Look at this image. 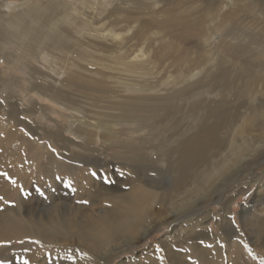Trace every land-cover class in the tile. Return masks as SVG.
I'll return each mask as SVG.
<instances>
[{"label": "rangeland", "instance_id": "1", "mask_svg": "<svg viewBox=\"0 0 264 264\" xmlns=\"http://www.w3.org/2000/svg\"><path fill=\"white\" fill-rule=\"evenodd\" d=\"M82 1L0 0L1 15H24L31 11L33 4L32 11L39 3L53 4L49 13L37 12L43 17L34 26L30 42L27 40L22 47L12 50L9 46L1 57L4 59L0 58V69L11 83L6 84L8 88L0 84V137L7 135L3 123L12 115L16 120L15 127H8L12 139L30 140L0 141V214L27 208L30 222L36 226L38 220L51 218L56 212L71 216L74 221L72 234L59 236L61 243H56L30 237L29 233L11 238L0 219V264H177V261L202 264L195 250L204 248L209 254L215 246L218 247L215 264H264V245L253 244L245 228L250 214L264 218V166L250 174L249 160L219 177V182L212 181L206 197L207 200L212 197L211 202L199 210L193 208L171 215L168 207L153 204L155 215L163 217L166 224L130 253H107L110 255L103 258L105 251L93 255L88 245L78 240V234L95 224L102 214L114 212L137 199L141 190L160 194L165 188L167 201H174V191L180 184L172 186L176 174L169 169V161L175 158L176 154L172 153L180 141H193L191 137L197 134L202 137L198 141L205 140L207 145L194 151L190 159L192 168L187 174L190 177L199 172L197 167L222 159L233 141L245 138L264 142L262 128L246 129L243 137L239 134L241 123L247 117L264 110V0H113L107 4V11L104 5H98L100 10L95 9L94 0ZM88 4H94V8L90 9ZM180 22H190L194 33L182 36L178 30L166 34L170 30L161 29ZM87 23L95 24L90 26L92 30L88 28L92 35L87 31ZM123 26L129 30L124 34L125 40L110 43L106 32ZM48 33L51 36L56 33L55 39L42 41ZM42 48L44 52L39 50ZM141 50L151 56L130 64L129 58ZM11 51L21 54L26 67L17 64L18 68L12 67L11 72L4 69L6 55ZM71 63L72 71L69 70ZM34 69L41 72L37 74ZM75 71L84 75L81 80L95 82L91 90H83L81 83L78 87L75 81L71 87L61 88L65 75ZM29 84L43 87L52 84L48 87L55 86L65 97L71 95V100L77 102L76 113L30 92L31 102H39L57 112L29 115L27 118L31 120L26 122L21 111L25 109L23 105H31L25 101V97L29 98L26 96ZM10 89L13 99L8 101ZM48 115L51 121L44 120ZM69 115L78 120L84 118L86 123L90 121L93 127L82 129L92 134L82 133L77 139L67 133ZM28 131L36 136L29 135ZM58 131L59 136L53 138ZM259 154L258 157H264V150ZM221 219L223 222L218 224ZM199 224H205L203 227L209 232L203 235L198 231L187 232Z\"/></svg>", "mask_w": 264, "mask_h": 264}, {"label": "bare ground", "instance_id": "2", "mask_svg": "<svg viewBox=\"0 0 264 264\" xmlns=\"http://www.w3.org/2000/svg\"><path fill=\"white\" fill-rule=\"evenodd\" d=\"M82 1V0H81ZM88 0H86L87 2ZM93 1V0H92ZM96 1V8L99 7L98 5L102 6L104 5V7L107 6V4H112L111 2L113 0H106V2H104V4L102 3H97L100 1H104V0H94ZM159 1V0H157ZM84 2V1H82ZM89 3L91 1H88ZM114 2V1H113ZM121 2V1H120ZM119 2V3H120ZM2 3V2H1ZM44 3V2H43ZM39 3L38 5V10L35 9V11H32L34 8V4H33V8L30 10H28V12L24 15H19V14H10V15H1L0 14V41H2V46L0 47V58L3 56V52L10 46L12 47L11 50L14 47H22L24 45V42L27 41L31 35H33V32L35 31V25L40 21V19L43 17L42 13L39 14L40 12H47L49 13L50 10H52V5L50 3ZM54 3V2H53ZM118 3V4H119ZM6 4V2H5ZM31 4V3H30ZM56 4V2H55ZM127 4V2L125 3ZM32 5V4H31ZM36 5V4H35ZM83 5V4H82ZM90 4H88V7H90V9L94 8V4L92 6H89ZM120 5V4H119ZM1 6V5H0ZM17 6V5H16ZM23 6V5H22ZM69 6V5H68ZM86 6V5H85ZM113 6V5H111ZM115 6V5H114ZM125 6L122 4V7ZM10 7V6H7ZM24 7V6H23ZM108 7V6H107ZM104 8V11H107L108 8ZM110 7V6H109ZM20 8V7H19ZM56 8V7H55ZM87 8V7H86ZM121 8V7H120ZM119 8V9H120ZM2 9V8H1ZM11 9V8H10ZM17 9V8H16ZM15 9V10H16ZM101 8L99 7V10ZM118 9V10H119ZM3 10V9H2ZM98 10V9H97ZM96 10V11H97ZM111 10V9H110ZM109 10V11H110ZM114 10V8H113ZM112 10V11H113ZM90 12V10H88ZM92 11V10H91ZM114 11H117L116 9ZM120 11V10H119ZM17 12V11H16ZM39 12V13H37ZM93 12V11H92ZM98 12V11H97ZM100 12V11H99ZM103 11H101L102 14ZM52 13V12H50ZM104 13V12H103ZM114 13V12H113ZM21 14V13H20ZM23 14V12H22ZM94 14H98V13H94ZM109 14L112 15V12L110 11ZM108 14V15H109ZM85 15V14H84ZM100 15V14H98ZM97 15V17H99ZM105 15V14H104ZM110 16V15H109ZM11 17V18H10ZM100 17H102L100 15ZM105 17V16H104ZM111 17V16H110ZM83 18V17H82ZM101 19V18H100ZM42 20V19H41ZM52 20V19H51ZM87 20V19H86ZM62 21V20H61ZM84 21V20H83ZM41 22V21H40ZM60 22V21H59ZM85 22V21H84ZM98 22V21H97ZM96 22V24H97ZM101 22H104L103 20ZM73 24V22H71ZM81 23V21H80ZM70 24V23H69ZM89 23H87V29L92 27V25H88ZM91 24V23H90ZM99 24V23H98ZM97 24V25H98ZM191 23H185V22H180L178 24H173L170 25V28L167 29H163L161 28L163 31L165 30H170V31H166V34H170L173 31L177 30L180 32V34L182 36H191L194 31L192 29V26L190 25ZM3 26H7L9 28H11L12 30H14V33H11L10 30H6L5 27ZM38 25V24H37ZM68 25V24H67ZM66 25V26H67ZM74 25V24H73ZM76 25V24H75ZM95 25V24H94ZM93 25V27H94ZM103 25V24H102ZM105 25V24H104ZM119 25V24H118ZM91 26V27H90ZM111 26V25H110ZM37 27V26H36ZM81 27V26H80ZM96 27V26H95ZM104 26H102L103 28ZM123 26V29L121 28L120 30H110L108 32H106V37H108L109 39L111 38L110 43L114 44L115 42H121L123 40H125V35L126 32H128L129 30L126 28L128 26ZM130 27V26H129ZM83 28V27H82ZM101 28V29H102ZM106 29V27H104ZM109 28V27H108ZM131 28V27H130ZM39 29V28H38ZM37 29V30H38ZM86 29V30H87ZM90 29H88V33L90 32ZM110 29V28H109ZM52 32H55L54 29H52ZM92 30V29H91ZM85 31V29H84ZM37 32V31H36ZM68 32V31H67ZM97 32V30H96ZM91 33V32H90ZM89 35H92V33ZM99 33V32H97ZM56 34V33H55ZM53 34V35H55ZM66 34V33H65ZM101 34V33H100ZM35 35V34H34ZM39 35V34H38ZM53 35L51 36L50 33L46 34L44 38H40L42 41H50L52 42L53 39H55L53 37ZM67 36V35H66ZM100 36V35H99ZM103 36V35H102ZM33 40V39H30ZM35 40H36V36H35ZM29 41V40H28ZM37 41V40H36ZM35 41V42H36ZM30 42V41H29ZM33 42V41H32ZM64 42V41H63ZM73 42V41H72ZM87 43V41H85ZM96 42V41H95ZM98 42H101L98 40ZM106 42V41H105ZM126 42V41H125ZM1 43V42H0ZM49 43V42H48ZM61 43V42H60ZM65 43V42H64ZM40 44V43H39ZM43 44V43H42ZM94 44V43H93ZM103 44H104V40H103ZM108 44V43H107ZM119 44V43H118ZM121 44V43H120ZM29 45V44H28ZM32 45H36L33 44ZM51 45V44H50ZM55 45V44H54ZM59 45V44H58ZM87 45V44H86ZM91 45V42L90 44ZM39 46V45H37ZM43 47H45V45H42ZM40 46V47H42ZM47 46V45H46ZM110 46V45H109ZM122 46V44H121ZM25 47V46H24ZM48 47V46H47ZM98 47V45H97ZM105 47H108V45ZM111 47L113 48L114 45H111ZM26 48V47H25ZM38 48V47H36ZM54 48V47H53ZM92 48V47H91ZM100 48V47H98ZM102 48V47H101ZM104 48V47H103ZM102 48V49H103ZM109 48V47H108ZM115 48V47H114ZM44 48L39 49L43 51ZM48 48H46V50H48ZM55 49V48H54ZM54 49L53 50L54 52ZM74 49V48H73ZM101 49V50H102ZM32 50V49H31ZM35 50V49H34ZM71 50V49H70ZM93 50V49H92ZM100 50V51H101ZM41 51V52H42ZM65 52L67 50H64ZM90 51V50H89ZM15 52V51H14ZM23 52H25L23 50ZM44 52V51H43ZM49 52V51H48ZM52 52V51H51ZM56 52V51H55ZM110 52V50L108 51ZM36 53V52H35ZM47 53V51H46ZM63 53V52H62ZM92 53V52H91ZM96 53V51H95ZM105 53V52H103ZM20 54V52H19ZM33 54V53H32ZM40 54V53H39ZM43 54V53H42ZM52 53H50L51 55ZM66 54V53H65ZM108 54V53H107ZM149 55V57L151 56V53H147ZM23 55V54H22ZM25 55V54H24ZM23 55V56H24ZM63 55V54H62ZM127 55V54H126ZM148 55H146V53H144V51H139L137 52V54L133 55L132 58H129L130 60L132 59V61L130 62V64H137L136 62H138V60L140 59H144V58H148ZM37 56V55H36ZM53 56V55H52ZM58 56V55H57ZM72 56V55H71ZM125 56V55H124ZM129 56V54H128ZM127 56V57H128ZM56 57V56H55ZM62 57V56H61ZM23 57L13 53V51H11V53L8 55H6L5 58V68L6 70H10L12 67L17 66V64H19L20 66L26 67L24 61L22 60ZM46 58V57H45ZM94 58V57H93ZM4 59V58H1ZM51 59V58H50ZM59 59V58H58ZM128 59V58H127ZM40 60V59H39ZM61 60V58L59 59ZM129 60V61H130ZM41 61V60H40ZM44 62V61H43ZM56 63V61H54ZM61 62V61H60ZM72 62V61H71ZM39 63V62H38ZM41 63V62H40ZM47 63V62H46ZM62 63V62H61ZM89 63V62H88ZM54 64V63H53ZM57 64V63H56ZM67 64V62H66ZM65 64V66H66ZM31 65V64H30ZM48 65L50 66V64L48 63ZM61 65V64H60ZM63 65V64H62ZM72 65L69 64V66ZM76 65V64H75ZM57 66V65H56ZM73 66V65H72ZM72 66H70L71 68H69V70L72 69ZM80 66V65H79ZM29 67V66H28ZM62 67V66H61ZM74 67V66H73ZM18 68V66H17ZM45 68V67H44ZM50 69H52L51 67H48ZM47 68V69H48ZM60 68V67H57ZM64 68V67H63ZM67 66H66V70H67ZM80 68V67H79ZM3 69V68H2ZM24 69V68H23ZM29 69V68H28ZM32 68L30 67V70ZM62 69V68H61ZM60 69V70H61ZM75 69H78V67L76 66ZM74 69V70H75ZM81 69V68H80ZM12 70V69H11ZM10 70V72H11ZM14 70V69H13ZM12 70V71H13ZM35 70V69H34ZM39 72L40 69H38ZM65 70V71H66ZM73 70V69H72ZM71 70V71H72ZM79 70V69H78ZM90 69H88L87 71L89 72V74H91V72L89 71ZM22 71V70H21ZM36 71V70H35ZM62 71V70H61ZM64 71V70H63ZM64 71V72H65ZM77 71V70H76ZM75 71V72H76ZM86 71V70H85ZM38 71H36V73H39ZM43 72V71H42ZM51 72V71H50ZM63 72V74H64ZM68 72V71H67ZM74 72V71H73ZM31 73V72H30ZM62 73V72H61ZM95 73L96 72H92ZM13 74V73H12ZM44 74V73H43ZM48 74V73H47ZM66 74V73H65ZM64 74V75H65ZM84 74V73H83ZM88 74V73H86ZM14 75V74H13ZM28 75V74H27ZM62 75V74H61ZM63 75V76H64ZM43 76V75H42ZM66 76V77H65ZM65 80L62 81L63 84L61 88H65V87H69L70 85L72 86V82L75 81L77 82V86L80 87V83H81V87L82 89H86V90H91L93 88V86L95 85L92 82H89V80L91 81V79H89L88 81H85L86 78H84V81L81 80V77L84 76L82 75L79 71L76 73H70L65 75ZM11 77V76H9ZM38 77H40V74L38 75ZM87 77V76H85ZM98 77V76H97ZM102 77V76H101ZM14 78V77H12ZM89 78V75H88ZM91 78V76H90ZM103 78V77H102ZM101 78V79H102ZM83 79V78H82ZM87 80V79H86ZM27 82L29 83L30 81L27 80ZM100 82V81H99ZM4 83L5 85L7 83L11 84L9 81L7 82L6 77H4L3 71L0 69V84ZM48 84V83H46ZM75 84V83H74ZM73 84V85H74ZM97 84V83H96ZM52 85V84H51ZM51 85H45V87H43L42 85H30L26 88V96L29 97V93L33 92L35 93L37 96H39V98H48L50 100V104L51 101L52 103L56 104L58 107H60L61 109H64L67 112L76 113V110L78 109L77 106L75 105V102L71 100L70 96L65 97L62 93H60V91L55 88V86L53 87H48ZM66 85V86H64ZM8 88V85H6ZM12 86L14 87V84H12ZM12 86H9L12 88ZM70 86V87H71ZM76 86V85H74ZM73 86V87H74ZM77 88V87H76ZM1 90V89H0ZM81 90V89H80ZM84 92V91H83ZM12 94V89H10L9 95H8V101H10L12 98V96L10 97V95ZM68 94V93H67ZM10 97V98H9ZM24 101V100H23ZM22 101V102H23ZM25 101L29 104V102L33 101L32 99H30V97L28 99H26L25 97ZM48 101V100H46ZM24 102V103H26ZM77 103V102H76ZM16 104V103H15ZM18 105V104H17ZM32 105V106H31ZM31 105H23V107L25 109H23L21 111V115H25L24 120L27 122H30V118H27V116L29 117V115H35V114H41V116H46L50 113L54 114L57 111L55 109L52 108H47L44 105H40L39 102L36 103L31 102ZM75 105V106H74ZM124 104L122 103L121 106H123ZM1 107V106H0ZM3 109V108H2ZM12 109V108H11ZM17 109V108H16ZM5 111V108H4ZM16 111V110H14ZM20 111V110H19ZM6 112V111H5ZM46 112V113H45ZM8 113V112H7ZM9 114V113H8ZM7 114V115H8ZM87 114V113H86ZM49 116V115H48ZM62 116V115H61ZM65 117V116H64ZM70 127H68L67 133L72 134L74 137L81 138L82 137V133H86V134H92L90 131L88 132L89 128L93 127V124H89L86 123V121L84 120V118H82V120H78L77 117H72L70 116ZM67 117V118H69ZM86 117V116H85ZM80 118V119H81ZM53 119V118H52ZM45 121H51V117H47L46 119H44ZM87 120V119H86ZM15 119L13 118L12 115L7 116L5 123H3V128L6 129L7 131V135L4 136L3 138L0 137V141H30L29 139L26 138H20L18 140L12 139V134L10 130H8L9 126H14L15 124ZM58 121V120H57ZM93 121V120H92ZM37 123V122H36ZM40 123V122H39ZM59 123V122H58ZM65 123V122H64ZM68 123V122H67ZM66 123V125H67ZM78 123V124H77ZM22 124V121H21ZM25 124V123H24ZM60 124V123H59ZM77 124V125H76ZM37 125V124H36ZM39 125V124H38ZM45 125V124H43ZM260 125V126H259ZM28 126V125H27ZM61 126V125H60ZM262 126V127H261ZM15 127V126H14ZM25 127V126H24ZM49 127V126H48ZM47 127V128H48ZM85 127L88 130H86L87 132H85L82 128ZM97 127V125H96ZM46 128V129H47ZM53 128V127H52ZM50 128V129H52ZM58 128V127H57ZM61 128V127H60ZM95 128V127H94ZM258 128H262L263 132H264V110L261 111H256L254 112L252 115L249 116V118L247 117L246 120L244 122L241 123L240 126V137H243V133L244 131H246V129H249L248 131H256V129ZM26 129V127H25ZM28 129V128H27ZM26 129V130H27ZM44 129V128H43ZM49 129V130H50ZM59 129V128H58ZM62 129V128H61ZM66 129V128H65ZM36 130V129H35ZM64 130V129H63ZM47 131V130H46ZM54 131V130H51ZM10 132V133H9ZM29 132V131H28ZM44 132V131H42ZM41 132V133H42ZM49 132V131H48ZM56 132V131H54ZM262 132V133H263ZM58 133H60L59 131L55 134H53V138L59 136ZM250 133H254V132H250ZM261 133L260 136H263V134ZM37 134V133H34ZM48 134V133H46ZM29 135H33L31 132H29ZM69 135V134H68ZM71 135V136H72ZM36 135H33V137ZM42 136V135H40ZM39 136V137H40ZM206 136V135H205ZM63 137V136H62ZM32 138V137H31ZM66 138V137H65ZM193 138V139H192ZM202 138V137H201ZM200 136H198L197 134L193 135L191 137V139L193 141H180V144H177L174 149L175 152H173L172 154L175 155V158L170 159V154L169 153V169H172V171L175 172L176 174V179L173 181L174 184H172V186H177L179 185V189L174 191L175 192V198L173 199L174 201H167L166 197H165V188L164 190H162L163 192L158 194V193H152L149 194V190H141V194L139 196H137L138 198L132 201H128L126 202L125 205H121L117 210H115L114 212H109L108 214H102V218H100L99 216V220L97 222H95V224H90V227H87L86 230H84L81 233L78 234V240H80V243L82 242L83 244L88 245V247L91 249V253L96 254L105 251L106 254L103 255V258H105L107 255V253H112L114 255H122V254H127L130 253L132 250H134L136 248V246H138L139 244L145 242L150 236L151 234L157 229H159L160 227H164V225L166 224L165 221L163 220V217H161L160 215H155L154 211L152 210V206L153 204H157V206H165L166 208H169V214H176L178 212L184 211V210H190V209H197L200 207H203L207 204H209L211 201L210 197L208 200L206 199V197H208V193L209 190H211V188H209V184L213 181L216 182L219 177H223L227 172L231 171V169L237 167L238 165H240L243 162H246L245 160H249V171L248 173L252 174L254 172L255 169H261L264 166V157H258V155L260 156L259 152H262L264 150V142L263 141H250V139H245L242 138L241 141H233L231 142L230 146L227 148L228 150L223 153L222 159L220 160H210V162H208L205 165H201L199 167H197L199 170L198 173L193 174L192 173V177L188 176V172L190 171V163L191 162V158L194 154V151H198L201 150L202 148H204V141H198L199 139H201ZM56 141L57 138H55ZM66 141V139H64ZM70 140V139H68ZM54 141V140H53ZM61 141V140H60ZM70 141H74L73 139H71ZM186 143V144H184ZM189 143V145H187ZM184 144V146H183ZM187 145V146H185ZM207 147V145H206ZM155 148V147H152ZM221 148V147H220ZM162 149V148H161ZM208 149V148H207ZM206 149V150H207ZM223 149V147H222ZM153 150V149H152ZM183 150V151H182ZM213 150V149H212ZM210 150V151H212ZM146 151V149H145ZM148 151V150H147ZM208 151V150H207ZM221 151V150H220ZM219 151V152H220ZM201 152V151H200ZM146 153V152H145ZM188 153V154H186ZM218 153V152H217ZM222 153V152H221ZM146 155V154H145ZM148 155V154H147ZM214 155V154H212ZM211 155V156H212ZM220 156V154H218ZM257 155V156H256ZM143 156V155H142ZM167 156V155H166ZM218 156V157H219ZM199 157V156H198ZM215 157V156H214ZM217 157V158H218ZM168 158V157H167ZM202 158V157H201ZM207 158V157H205ZM216 158V157H215ZM144 159H149V158H145ZM163 159L162 157H160V161L161 162ZM158 160V159H157ZM147 161V160H146ZM252 161V162H251ZM149 162V161H148ZM196 162V161H195ZM194 162V163H195ZM202 162V161H201ZM163 163V162H162ZM248 163V161L246 162ZM144 164V163H143ZM147 164V163H146ZM171 165V166H170ZM173 165V167H172ZM175 166V168H174ZM158 167V166H157ZM196 167V166H195ZM168 169V171H170ZM196 170V169H195ZM167 171V172H168ZM238 171V170H235ZM179 172V173H178ZM194 172V171H193ZM232 172V171H231ZM239 172V171H238ZM240 174V173H239ZM171 175V174H170ZM241 175V174H240ZM172 176V175H171ZM220 178V179H221ZM219 179V180H220ZM190 180V181H189ZM218 180V182H219ZM222 181V180H221ZM171 182V181H170ZM229 184V183H228ZM145 185V184H144ZM170 186V187H172ZM169 188V187H168ZM159 189V188H158ZM167 189V188H166ZM172 189V188H171ZM236 190V189H235ZM168 191V190H167ZM213 192V191H212ZM210 195V194H209ZM171 196V195H170ZM230 197V196H229ZM232 198V197H231ZM216 201V200H215ZM199 202H202L200 205H197ZM214 202V201H213ZM228 205V204H226ZM224 206V205H223ZM222 206V207H223ZM231 206V205H230ZM164 207V208H165ZM225 207V206H224ZM227 208V207H225ZM32 209V208H31ZM205 209V208H204ZM30 210V209H29ZM27 208H22L19 209L18 211H12V210H7L4 213L0 214V219H1V224L2 226L5 228L4 230L8 231L7 233H9V235L15 238H18L19 236H25L26 233H29L30 237H35V238H43L47 241H53L56 243H61V238L59 236L61 235H71L72 234V228H73V219L71 218V216H66L61 212H53L55 213L51 218H47V217H43L42 219L38 220L39 224L36 226L34 224H32L30 222V218H31V214L28 212L29 211ZM201 210V209H200ZM37 211V210H36ZM161 211V209H160ZM204 211V210H203ZM230 212V211H229ZM159 214V213H158ZM166 214V213H164ZM227 214V212H226ZM243 215H245V212H242ZM100 215V214H99ZM163 215V214H162ZM251 216L248 217L249 222L247 223V225H245L246 228V232H248V235L250 237V239L252 240L253 244L255 245H264V221L262 222V220H264V218L261 215L258 214H250ZM35 216V215H34ZM101 216V215H100ZM198 216V215H196ZM166 217V216H165ZM168 217V216H167ZM192 217V216H191ZM154 218V220H153ZM96 219V218H95ZM150 219V220H149ZM152 219V220H151ZM226 220V219H225ZM244 221V220H243ZM149 222V223H148ZM220 222H223V219L218 220V224H220ZM207 223V222H205ZM231 225V224H230ZM205 226V224H199L198 226H193L189 229V231L187 232H195L198 231L200 234H205L208 233L209 231L203 227ZM219 226V225H218ZM200 227V230H197V228ZM171 228V226H170ZM232 230V229H231ZM243 230V229H242ZM229 233V232H228ZM187 234V233H186ZM238 234V233H237ZM190 235V234H189ZM74 236V235H73ZM167 236V235H166ZM199 239V238H198ZM65 240V239H64ZM70 240V239H69ZM75 241H77L76 239H74ZM192 240V239H191ZM70 242V241H69ZM147 242V241H146ZM72 244V243H71ZM53 246V245H52ZM57 246V245H56ZM201 247V245H199ZM212 246V245H211ZM203 247V246H202ZM73 248V247H72ZM213 248V247H212ZM208 248H206L207 250ZM216 249H218L217 246H215L213 249H211L212 251H210L211 253L207 254V252H204V248L203 250H195V253L199 254L200 259L202 264H215L216 263ZM210 250V249H209ZM208 251V250H207ZM261 251V249H260ZM169 254V253H168ZM170 256V254H169ZM172 256V255H171ZM170 256V257H171ZM178 256V255H177ZM176 256V257H177ZM166 257V256H165ZM180 257V256H179ZM168 259V258H166ZM171 259V258H170ZM172 259H174V257L172 256ZM171 259V261H172ZM199 259V258H198ZM199 259V260H200ZM163 260V259H162ZM176 260V259H175ZM183 260V259H182ZM170 261V260H169ZM174 262V260H173ZM179 264L180 261H177ZM176 262V263H177ZM200 262V263H201ZM218 262V260H217ZM171 263V262H170ZM177 263V264H178ZM225 263V262H224ZM175 264V263H173Z\"/></svg>", "mask_w": 264, "mask_h": 264}, {"label": "snow or ice", "instance_id": "3", "mask_svg": "<svg viewBox=\"0 0 264 264\" xmlns=\"http://www.w3.org/2000/svg\"><path fill=\"white\" fill-rule=\"evenodd\" d=\"M25 264H27V262H25Z\"/></svg>", "mask_w": 264, "mask_h": 264}]
</instances>
